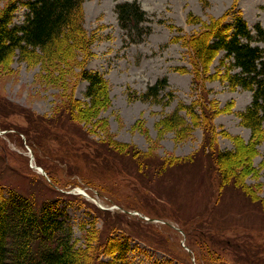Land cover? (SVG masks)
<instances>
[{
	"label": "rangeland",
	"instance_id": "1",
	"mask_svg": "<svg viewBox=\"0 0 264 264\" xmlns=\"http://www.w3.org/2000/svg\"><path fill=\"white\" fill-rule=\"evenodd\" d=\"M132 1L83 6L93 40L85 66L108 85L100 105L73 61L51 69L15 57L0 65V200L16 193L55 202L79 245L97 233L100 264H264V135L252 169L243 170L256 200L236 180L222 184L213 154L250 142L240 115L253 94L229 86L222 52L193 84L188 46L215 21L242 16L264 29V0H137L147 18L142 33L129 35L116 5ZM25 14L21 8L15 23ZM163 79L157 100L142 98ZM198 99L199 121L180 111L186 124L164 123Z\"/></svg>",
	"mask_w": 264,
	"mask_h": 264
},
{
	"label": "trees",
	"instance_id": "2",
	"mask_svg": "<svg viewBox=\"0 0 264 264\" xmlns=\"http://www.w3.org/2000/svg\"><path fill=\"white\" fill-rule=\"evenodd\" d=\"M85 2L9 0L0 11V65L15 57L24 61L36 60L50 65L51 69L73 61L80 67V79L89 84L87 96L94 106L100 105L107 96L108 85L100 73L88 71L85 66L93 43L84 27ZM21 8L26 9L25 20L16 24V14ZM116 12L120 26L129 35L142 33L141 25L146 21L147 13L137 0L118 3ZM258 43H264V29L259 24L249 28L242 16L228 24L215 21L191 36L188 43L196 71L193 84L200 82L202 70L207 71L222 52L220 64L225 68L224 77L229 86L253 94L250 106L240 115L243 125L251 131L250 142L239 144L235 150L215 148L213 153L222 184L228 186L236 180L251 200H256V196L253 192L250 194L245 183L247 172L243 170L252 169L256 147L264 135V48ZM167 84V79L157 81L148 87L142 98L157 100ZM202 105L199 99L191 105L181 104L164 123L172 122L175 127L186 124L180 111L188 112L199 121L203 116L199 114ZM236 159L241 161V166H234ZM230 166H234L233 170H241L232 172ZM85 242L83 246L79 245L73 226L63 218L55 202L39 204L16 193L0 200V264H100L104 243L99 242L94 231H89ZM126 245L120 243L117 246L122 257Z\"/></svg>",
	"mask_w": 264,
	"mask_h": 264
}]
</instances>
